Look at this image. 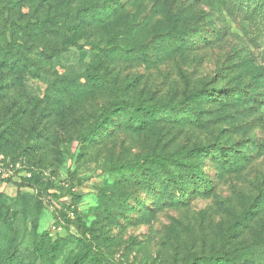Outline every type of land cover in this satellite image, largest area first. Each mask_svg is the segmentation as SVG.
I'll use <instances>...</instances> for the list:
<instances>
[{"label": "rangeland", "instance_id": "374dc122", "mask_svg": "<svg viewBox=\"0 0 264 264\" xmlns=\"http://www.w3.org/2000/svg\"><path fill=\"white\" fill-rule=\"evenodd\" d=\"M13 1L9 10L0 0V16L5 14L0 40L12 21L42 16L54 0H30L32 6L5 0L8 5ZM104 1L116 4V0H76V4ZM121 1L124 7L118 13L111 9L106 23L83 24L68 39L25 34L19 24L15 26L24 50L42 68L20 76L0 69V163L14 180L26 177L34 184L22 187L18 198L15 185L0 187L5 194V206L0 201V239H4L0 245L17 246L14 264H51L54 254L53 264H83L80 238L93 241L100 260L85 264H208L223 251L264 236V109L255 112L226 101H204L198 106L204 110L206 125L159 123L136 132L117 118L97 142L81 139L115 96L88 83V73L107 75L122 91L128 84V97L182 103L193 91L231 93L240 77L253 79L261 96L264 30L252 41V28L245 29L236 10L233 14L225 9V0ZM170 8L181 17L180 25L193 23L204 40L194 38L191 47L148 63L117 51L131 38L119 27L121 16L139 15L148 21L144 41L153 38L154 30L169 29ZM87 38L98 48L85 44ZM75 41L85 47L73 45ZM246 141L248 157L233 170H223L213 156H205L201 161L214 191L192 194L181 203L164 200L159 190L147 189L138 176L123 181L114 173L116 166L155 147L198 150L219 144L231 150ZM245 205H251L253 212L247 220L242 218ZM59 217L66 221L61 232L52 227ZM39 248L44 249L40 256Z\"/></svg>", "mask_w": 264, "mask_h": 264}, {"label": "trees", "instance_id": "16d2710c", "mask_svg": "<svg viewBox=\"0 0 264 264\" xmlns=\"http://www.w3.org/2000/svg\"><path fill=\"white\" fill-rule=\"evenodd\" d=\"M20 1L21 4H31L30 0ZM2 2L5 8H9V10L14 8V1L10 2V5L5 0ZM115 2L116 4L113 6L111 1L76 4V0H54L47 6V10L42 16L32 14L29 19L22 22L12 21V26L5 32V39L0 40V69L20 76L27 72H37L42 68V65L33 60L24 50L25 46L22 44L21 35L18 30H15L17 24H19L17 27L25 34L41 33L68 39L71 34L73 37L76 36V33L81 31L83 24L98 26L106 23L110 18L111 9L117 10L118 13L124 7L121 0ZM224 6L230 13L234 14V10H236V16L239 17L245 29L252 28L249 31L252 32L250 35L252 41L256 40L258 34V37L261 36L260 32L264 30V0H225ZM1 16H5V14ZM1 16L0 28L4 24V18L1 19ZM166 16L169 29L164 32L154 30L153 38L150 40L147 38L144 41L141 37L148 30V21L142 20L139 15L121 16L119 27H123L128 33H131V38L129 39L130 42H123L117 51L130 59L148 63L154 61V57L171 56L191 47L196 43L194 38L204 40L200 29L193 23L180 25L181 17L176 15L171 8L166 10ZM262 32L264 34V31ZM85 44L89 45L92 50L98 48L96 44L91 43L89 38L86 39ZM73 45L85 47L77 44V41L73 42ZM85 77L88 83H95L110 90L115 95L114 99L102 108L88 129L81 133V139L87 143H94L102 138L105 130L113 128L117 118L136 132H143L152 127L153 124L159 123L185 124L189 122L206 125L208 121L202 115L204 110H200L198 106L204 101L211 102V104L226 101L239 109H254L255 112H261L264 109V94L260 96L256 82L253 79H247V77L236 79V84L231 93L228 90L224 91V89L218 90L221 92L220 94L214 89L193 91L189 94L188 99L182 103H174L168 98L152 100L142 95L128 97L125 92L128 84L123 87L125 91H122L115 81L105 74L88 73ZM219 96L222 98H218ZM4 138L9 139L8 136H4ZM249 149L248 141L244 142L241 147L234 146L231 150H226L223 145L219 144L201 147L198 150H188L182 147L170 149L155 147L145 156H137L128 163L116 166L114 173L123 181L138 176L136 178H139L142 185L147 189L159 190L164 200L181 203L190 198L192 194L214 191V182L209 178L202 162L205 156H213L219 168L233 170L239 166L242 160L247 159ZM4 183L7 186L13 184L17 187L16 198L21 197L22 187L34 185L31 179L26 177H20V180H14V177H0V187ZM3 197H5L4 191H0V201L2 206H5ZM36 203L38 204L39 201L36 200ZM243 212L242 218L247 220V214L253 213L251 205H245ZM63 221L66 226L65 219ZM0 240H2L0 244L4 243V239ZM79 240L84 243V248L79 254L83 264L89 261L100 262L93 241L86 238ZM0 250L2 251L0 264H14L17 246L8 242L4 247L0 245ZM43 250L39 248L37 255H42ZM55 257L56 254L50 260L51 264H53ZM207 262L208 264H264V236L258 235L251 244L235 246L213 256Z\"/></svg>", "mask_w": 264, "mask_h": 264}, {"label": "built area", "instance_id": "2783aa9c", "mask_svg": "<svg viewBox=\"0 0 264 264\" xmlns=\"http://www.w3.org/2000/svg\"><path fill=\"white\" fill-rule=\"evenodd\" d=\"M0 177H2V178L12 177V175H9V173H6V172L4 171L3 167L1 166V163H0ZM4 186H5V183H4V185H3L2 187H4ZM69 215L72 216V217L74 216V214L71 213V212L69 213ZM52 227H53V229H54L55 231H57V232H61V231H63L64 228H65V223H64L63 219H62L61 217H59L58 220L56 219V220L54 221Z\"/></svg>", "mask_w": 264, "mask_h": 264}]
</instances>
